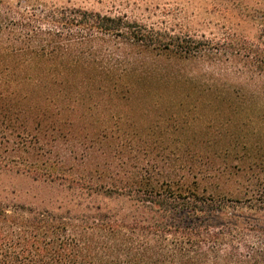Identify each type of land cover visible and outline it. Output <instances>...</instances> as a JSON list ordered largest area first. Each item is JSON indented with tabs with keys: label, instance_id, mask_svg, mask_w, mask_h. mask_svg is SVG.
<instances>
[{
	"label": "trees",
	"instance_id": "trees-1",
	"mask_svg": "<svg viewBox=\"0 0 264 264\" xmlns=\"http://www.w3.org/2000/svg\"><path fill=\"white\" fill-rule=\"evenodd\" d=\"M201 49L126 16L27 0L0 7V168L136 206L71 216L0 203V264H264V227L238 210L242 194L229 186L243 165L216 159L229 148L211 156L152 143L189 137L186 117L160 114L127 130L149 116L133 101L153 92L142 88L148 75L174 67L175 81L158 80L160 94H181L180 65ZM122 137L134 146L138 138L141 156L116 144ZM254 202L246 209L262 207Z\"/></svg>",
	"mask_w": 264,
	"mask_h": 264
},
{
	"label": "rangeland",
	"instance_id": "rangeland-1",
	"mask_svg": "<svg viewBox=\"0 0 264 264\" xmlns=\"http://www.w3.org/2000/svg\"><path fill=\"white\" fill-rule=\"evenodd\" d=\"M19 1L0 0V7L6 9V3L16 5ZM27 1L37 5L77 7L112 17L126 16L132 23L170 37L199 41L201 53L180 65L184 87L181 94L172 89L163 92L165 95L160 94L163 85L158 80L175 81L174 67L169 74L164 72L163 78L161 74H149L142 88L150 87L153 92L133 99L134 110L147 106L151 109L149 116L136 115V126L127 123V130L141 129L140 126L160 114L166 119L186 117L189 124H184L183 128L189 137L180 139L170 132L160 135L162 138L156 136L152 143H169L173 147L189 144L206 149L211 156L216 150L229 148L228 155L224 153L216 159L220 160L218 163L243 165L244 170L234 171L233 174H237L229 181L230 188L239 189L242 194V199L238 200L245 208L238 207V210L257 218L264 227V169L251 168L255 162L264 164V0ZM134 140L139 145L137 142L134 143L137 146L126 144L123 137L116 144L132 146L136 158L137 154L141 156L138 152L142 142L138 138ZM129 152L123 149L124 158L134 157ZM112 196H90L86 190L69 187L67 183L35 179L0 168V203L3 204H20L71 216L92 213L98 206L111 214L126 215L136 211L132 201ZM248 198L250 203L245 201ZM256 199L262 207L246 209Z\"/></svg>",
	"mask_w": 264,
	"mask_h": 264
}]
</instances>
